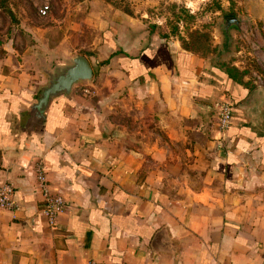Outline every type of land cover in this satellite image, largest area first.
<instances>
[{
	"label": "crops",
	"instance_id": "0c3cea01",
	"mask_svg": "<svg viewBox=\"0 0 264 264\" xmlns=\"http://www.w3.org/2000/svg\"><path fill=\"white\" fill-rule=\"evenodd\" d=\"M134 29L103 42L98 77L87 58L90 86L53 97L42 122L38 75L0 81V186L15 202L0 208V264H264V107L240 108L252 88ZM38 166L64 200L53 226Z\"/></svg>",
	"mask_w": 264,
	"mask_h": 264
},
{
	"label": "rangeland",
	"instance_id": "374dc122",
	"mask_svg": "<svg viewBox=\"0 0 264 264\" xmlns=\"http://www.w3.org/2000/svg\"><path fill=\"white\" fill-rule=\"evenodd\" d=\"M224 16L243 20L232 31L231 44L219 29ZM131 26L139 34L190 47L209 74L217 64L244 86L261 90V114L264 0H0V81L6 75L23 74L30 80L38 75L45 85L46 73L57 62L67 63L64 52L85 55L98 77L106 61L97 59L102 57L103 32L111 29L112 37Z\"/></svg>",
	"mask_w": 264,
	"mask_h": 264
},
{
	"label": "water",
	"instance_id": "95a60500",
	"mask_svg": "<svg viewBox=\"0 0 264 264\" xmlns=\"http://www.w3.org/2000/svg\"><path fill=\"white\" fill-rule=\"evenodd\" d=\"M244 21H248V18ZM242 22L243 20L237 16H224L221 18L219 29L224 33L227 44H231V33L235 29L239 30ZM218 59L219 57L217 56L216 60ZM46 74L47 83L41 88L36 102L31 105L29 118L31 122L43 121L45 109L53 97L61 94L69 95L75 85L89 83L93 78L92 67L87 57L82 54L72 55L68 65L55 66ZM262 102L261 90L255 89L239 104V107L244 108L255 103L257 108L255 107L253 112L256 113V109H260ZM199 106L204 108L206 105L200 104Z\"/></svg>",
	"mask_w": 264,
	"mask_h": 264
},
{
	"label": "built area",
	"instance_id": "2783aa9c",
	"mask_svg": "<svg viewBox=\"0 0 264 264\" xmlns=\"http://www.w3.org/2000/svg\"><path fill=\"white\" fill-rule=\"evenodd\" d=\"M47 9L48 6L45 5L40 11L45 13ZM217 104L218 124L220 128L225 129L229 126L231 121L233 102L231 99H221ZM36 179L44 199V207L42 211L45 214L48 223L53 226L55 225L58 216L64 210V200L62 196L56 193H51L48 189L44 171L40 166L36 168ZM13 192L14 188L11 184L7 183L0 186V208L15 207Z\"/></svg>",
	"mask_w": 264,
	"mask_h": 264
},
{
	"label": "trees",
	"instance_id": "16d2710c",
	"mask_svg": "<svg viewBox=\"0 0 264 264\" xmlns=\"http://www.w3.org/2000/svg\"><path fill=\"white\" fill-rule=\"evenodd\" d=\"M110 33H111V29H107V30H105L104 32H103V42L104 43H108V44H111V42L112 41H110L111 40V35H110ZM184 49H186V50H190V51H193V49H191L190 47H185ZM218 65L217 64H215V67H217ZM218 69L220 70V71H222V73L224 74V76L225 77H227L228 79H231L232 81H235V83H241L240 81H237V80H235V78H234V76L229 72V71H227V70H222L221 68H219V66H218Z\"/></svg>",
	"mask_w": 264,
	"mask_h": 264
}]
</instances>
